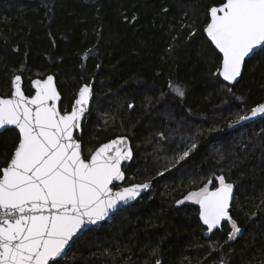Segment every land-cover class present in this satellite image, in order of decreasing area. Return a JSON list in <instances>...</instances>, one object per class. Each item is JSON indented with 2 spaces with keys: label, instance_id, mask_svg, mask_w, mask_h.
<instances>
[{
  "label": "trees",
  "instance_id": "1",
  "mask_svg": "<svg viewBox=\"0 0 264 264\" xmlns=\"http://www.w3.org/2000/svg\"><path fill=\"white\" fill-rule=\"evenodd\" d=\"M223 2L0 0V96L12 93L17 74L29 95L34 78L54 74L64 112L92 84L77 133L85 157L126 135L134 151L126 184L153 185L54 264L264 263V118L229 126L264 102V49L246 60L236 84L217 74L222 55L204 29L210 7ZM18 139L15 128L0 133V168ZM221 175L233 184L229 214L241 229L231 240L230 222L209 232L199 205L184 199L209 179L218 187Z\"/></svg>",
  "mask_w": 264,
  "mask_h": 264
},
{
  "label": "snow or ice",
  "instance_id": "2",
  "mask_svg": "<svg viewBox=\"0 0 264 264\" xmlns=\"http://www.w3.org/2000/svg\"><path fill=\"white\" fill-rule=\"evenodd\" d=\"M209 16L204 31L223 57L217 74L234 82L245 58L264 49V0H224L210 7ZM12 83L11 96L0 97V129L11 125L19 130L14 152L0 168V264H54L86 224L103 220L120 202L136 199L150 184L113 191V182L124 179L122 161L132 158L127 137L102 144L88 158L83 155L74 133L87 111L90 85H83L71 111L62 113L51 75L32 81L35 94L31 97L24 94L20 75ZM168 87L179 97L185 95L180 85L169 81ZM258 116L264 117V103L237 114L229 126ZM195 148L193 143L176 162ZM214 179L218 187L211 188L209 179L184 199L199 205L209 232L230 222L231 240L241 231L229 214L233 184L223 175Z\"/></svg>",
  "mask_w": 264,
  "mask_h": 264
},
{
  "label": "water",
  "instance_id": "3",
  "mask_svg": "<svg viewBox=\"0 0 264 264\" xmlns=\"http://www.w3.org/2000/svg\"><path fill=\"white\" fill-rule=\"evenodd\" d=\"M217 6H219V5H217ZM209 22H210V20H209ZM205 28H206V27H205ZM205 33H206V32H205ZM206 36H207V33H206ZM207 37H208V36H207ZM208 39L211 41V39H210L209 37H208ZM212 44H213V43H212ZM213 45H214V44H213ZM214 47H215V45H214ZM215 48H216V47H215ZM217 50H218V49H217ZM259 50H260V49L258 48V49L256 50V52L259 51ZM218 51H219V50H218ZM256 52H255V53H256ZM219 53H220V52H219ZM220 54L222 55V53H220ZM253 55H254V54H253ZM253 55H250L249 57H246V58H245V62H246L247 59L251 58ZM222 58H223V57H222ZM245 62H244V64L242 65L241 75L237 78V80L234 81V82H228V81H226L227 83H229V84H231V85H234V84H236V83L240 80V78H241V76H242V73H243V70H244ZM17 75H20V76H21V88H22L24 94H25L26 96H28V97H31L32 95H34V94H35V88H34V86L32 85L33 90H34V93H33L32 95L27 94L26 91H25V89H24V79H23V76H22L21 74H17ZM49 75H51V76L54 78V84H55V86H56V88H57V91H58V93H59V95H60V100H59L57 103H58V107H59L60 110H61V102H62L63 96H62V94H61V92H60V90H59V87H58V84H57L56 76H55L54 74H49ZM49 75H47V76L44 77V78L36 77V78H34L32 81L37 80V79H39V80H44V79H46ZM85 84L90 85V87H91V91H92V94H91V96H90V98H89V104L87 105V111H86V113H85V116L82 118L81 128H80L79 130L75 131V133H74V135L76 136V138H77V133H79V132L82 131V128H83V122H84L85 118L87 117L88 113L90 112V110H91V108H92V105H93V100H94V88H93V85L90 84V83H85ZM85 84H83V85H85ZM83 85H82V86H83ZM82 86H81V87H82ZM81 87H80V88H81ZM13 91H14V86H13V90H12V92H13ZM78 92H79V91H78ZM11 94H12V93H11ZM11 94L8 95V96H0V97L8 98V97L11 96ZM77 97H78V94H77ZM76 99H77V98H76ZM263 103H264V102H263ZM70 111H71V110H70ZM70 111H69V112H70ZM61 112L63 113L62 110H61ZM260 118H264V117H260V116H258V117L254 118V119H251V120L245 121V122H243V123H241V124H247V123H249V122H253V121H255V120H258V119H260ZM7 128H15V129L19 132V130H18L15 126H11V125H9V126H5L4 129H0V133L3 132L4 130H6ZM118 137H127V146H126V147H128V148L131 149V151H132V158L129 159V160H127V161H122V163H121V168H122V171L124 172V179L121 180V181H114V182H113V191H116V190H119V189H121V188H125V187H130V186H132V185H138V184H143V183H145V182H142V183L135 182V183H131V184H126V172H125V170H124V166L127 165V164H130V163L132 162L133 158H134V151H133V148H132L131 140H130V138H129L128 136H126V135H119V136H116L115 138H113V139H111V140H108V141L102 143V144H105V143H108V142H110V141H112V140H115V139H117ZM77 140H78V141L81 143V145H82V152H83V155H84L83 143H82V141L79 140L78 138H77ZM102 144H100L98 147H100ZM98 147H97V148H98ZM97 148H96V149H97ZM96 149H95V150H96ZM95 150H94V151H95ZM94 151H93V152H94ZM84 156H85V155H84ZM147 182L150 184V187H149L148 189H146V190H142L141 193H140V195L137 196L136 199H134V200H130V201H128L127 203L120 202V203L118 204V206H117L114 210L110 211L109 214H108V216H106L103 220L97 221V222L94 223V224H86V225H85V226H84V227H83V228L77 233V235L72 239V241H70L69 244L66 246L64 254H62L61 257L55 258V261H57V260H59V259H61V258H63V257L65 256V254L68 252V250L70 249V247L72 246V244H73V243L79 238V236H80L82 233L88 231L89 229H91V228H93V227L100 226V225L103 224L104 222L110 220V219H111L116 213H118V212L121 211L122 209H124V208H126V207L132 205V204L135 203L138 199H140L145 193H147V192L152 188V186H153V185H152V181H147ZM233 199H234V189H233V197H232V200L230 201V208H231V205H232ZM201 221H202V219H201ZM202 223H203V221H202ZM203 224H204V223H203ZM221 225H222V224H221ZM221 225L218 226L217 228L221 227ZM204 226H206V225H204ZM206 227H207V226H206ZM217 228L213 229L212 231L216 230ZM51 263H52V262H50V264H51ZM262 264H264V263H262Z\"/></svg>",
  "mask_w": 264,
  "mask_h": 264
},
{
  "label": "rangeland",
  "instance_id": "4",
  "mask_svg": "<svg viewBox=\"0 0 264 264\" xmlns=\"http://www.w3.org/2000/svg\"><path fill=\"white\" fill-rule=\"evenodd\" d=\"M187 147V146H186ZM227 182V181H226ZM228 183V182H227Z\"/></svg>",
  "mask_w": 264,
  "mask_h": 264
},
{
  "label": "flooded vegetation",
  "instance_id": "5",
  "mask_svg": "<svg viewBox=\"0 0 264 264\" xmlns=\"http://www.w3.org/2000/svg\"><path fill=\"white\" fill-rule=\"evenodd\" d=\"M220 5V4H219Z\"/></svg>",
  "mask_w": 264,
  "mask_h": 264
}]
</instances>
